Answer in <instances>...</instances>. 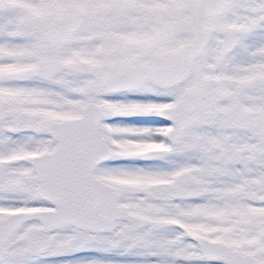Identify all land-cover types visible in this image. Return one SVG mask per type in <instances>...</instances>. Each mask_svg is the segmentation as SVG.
Segmentation results:
<instances>
[{"label": "snow or ice", "instance_id": "6c2138e0", "mask_svg": "<svg viewBox=\"0 0 264 264\" xmlns=\"http://www.w3.org/2000/svg\"><path fill=\"white\" fill-rule=\"evenodd\" d=\"M0 264H264V0H0Z\"/></svg>", "mask_w": 264, "mask_h": 264}]
</instances>
